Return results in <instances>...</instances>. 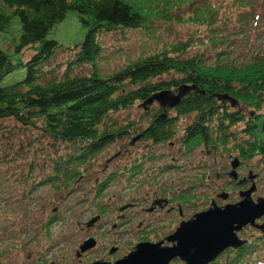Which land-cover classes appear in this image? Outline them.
<instances>
[{
    "label": "trees",
    "instance_id": "16d2710c",
    "mask_svg": "<svg viewBox=\"0 0 264 264\" xmlns=\"http://www.w3.org/2000/svg\"><path fill=\"white\" fill-rule=\"evenodd\" d=\"M217 2L221 3L220 7L213 9ZM260 3L264 0H158L149 5L153 9H149L148 15L133 0H0V33H6L17 18L20 37L15 52H33L25 63L20 60L13 65L0 50V142L7 143L9 129L4 122L13 121L19 129L69 147L67 155L53 160L54 165L40 166L36 153L28 158L24 147L21 148L24 153L13 154L10 145L8 148L0 146V166L5 164L10 171V181L18 182L27 166L25 182L30 181L33 192L45 183L52 188L57 180L66 185L76 184L83 176L80 169L115 136L129 132L127 125L111 124L112 121L107 120L111 115L128 110L136 103L143 104L158 92L177 91L183 85L195 86L201 93L193 91L184 98L174 109L176 118L157 115L153 119L159 122L143 129L141 138L155 145L176 140V119L193 117V123L185 129L181 139L182 148L188 154L201 146L227 148L234 141L240 142L235 147L239 159L264 158V55H252L250 61L239 64L221 53L218 62L211 65L199 55L182 58L190 48L187 41L141 56L109 76H103L97 66L104 54L101 43L104 36L117 34L119 38H126V33H144L154 27V18H162L165 23H186L190 11V16L207 23L213 32L208 36L209 41L216 47L217 42L222 43L218 34L223 36L228 27L235 26V33L245 36L248 26L260 19L256 12ZM232 7L250 9L234 11L238 24L228 25L224 32L230 15L227 10ZM69 13L78 17L86 28V35L79 46L66 50L56 41L47 39V35ZM216 23L222 26L217 28ZM262 30L253 34L258 41L264 38ZM203 33L208 34V31ZM83 67L90 72L77 74ZM16 68L23 70V78L8 82ZM216 95H228L238 102L237 106L252 111L248 131L243 133L245 138L241 141L233 138L227 124L230 116L238 117L234 123L239 122L243 113L222 111L223 103L214 97ZM38 221L40 230L49 238L50 220L41 216ZM260 241L264 243V235L248 241L246 248L228 250L214 264H219L221 258L225 262L227 255L226 264H251L247 259L255 255L263 262L264 257L255 251Z\"/></svg>",
    "mask_w": 264,
    "mask_h": 264
},
{
    "label": "rangeland",
    "instance_id": "374dc122",
    "mask_svg": "<svg viewBox=\"0 0 264 264\" xmlns=\"http://www.w3.org/2000/svg\"><path fill=\"white\" fill-rule=\"evenodd\" d=\"M133 1L140 5L138 8L143 7L144 12L150 15L149 9L153 8L149 5L155 4L158 0ZM214 4L213 9H218L221 5L220 2ZM241 9L250 8L232 7L227 10L230 15L224 32H226L228 25L238 24V18L234 20L236 14L233 12ZM256 12L260 19L256 24L248 26L249 29L246 31L245 36L235 33L237 29L235 26L228 27V32L223 36L220 35L221 33L218 34L217 38L220 37L222 43L217 42L216 47L209 41L208 36L211 32L206 25L207 23L203 24L196 16H190V11L186 16L188 20L186 23H165L162 18H154L152 20L155 24L154 27L144 33H126V38H119L117 34L102 37L101 43L104 54L97 61V66L103 76H109L141 56L145 57L163 49H170L175 44H182L187 41H190V48L185 51L182 58L199 55L205 62L214 65L221 58L220 54L224 53L233 63L240 64L250 61L252 55H264V38L258 41L253 35L261 29L264 32V3L259 4ZM230 16L231 20H234L233 23ZM244 20L242 22L247 24V21ZM219 26L222 25L216 23V27L220 28ZM203 31H208V34L203 33ZM85 35L86 28L82 26L78 17L74 13H69L64 20L50 30L47 39L56 41L63 49L67 50L79 46ZM19 37L20 25L17 18H15L11 28L4 34L0 33V50L7 55L13 65H16L20 60L25 63L28 58L33 56V52L28 53V50H24L20 54L15 52ZM230 46L233 48L231 49ZM89 72L90 69L87 67L76 71L77 74H87ZM23 75V70L16 68L14 74L7 81L14 82L19 78L22 79ZM174 77L177 78L178 76L174 75ZM227 106H230V103H227ZM239 106L246 116L251 114L252 111L249 108ZM156 107H158L157 104L153 105L151 109L149 107L150 111H145L141 108V103H136L130 109L111 115L107 119L112 121L111 124L115 123L120 127L127 125L130 128L129 132L126 134L122 132L120 136H115V139L109 141V144L93 157L91 163L88 162L84 168L79 170L80 175H84L80 179L82 180L80 185H66L62 183V180H57L54 181L56 184L54 187L50 188L49 184L45 183L44 186L33 192L31 186H29L30 181L25 182V175L28 172L26 170L27 166L22 175L19 176V181L15 183L11 182L12 180L8 177L10 171L6 168V165L2 164L0 166V264H93L103 259L114 264L115 260L128 255L131 246L141 239L139 232L136 231V224L135 226L130 224L121 229H112L111 225L118 220L119 207L129 204L132 199L141 200L154 191H161L163 194L164 192L168 193L171 188L173 197L178 199V196L181 195L178 191L182 190L183 197L188 202H185L187 204L186 219L188 218V221L195 215L201 214L203 209L210 207L208 209L210 210L212 201H217L219 207L223 206L221 208L242 201L239 194L245 190L244 187L232 184L227 175H230L233 170H231V161L233 160V163L234 160L240 158L235 151L236 145L240 142L232 141L227 148L222 147L217 152L212 151V146H201V148L190 154L179 152L178 149H183L181 139L185 134V129L193 123V117L176 119V140L162 145H155L140 139L131 145L132 138L140 135L143 129L149 125L151 112ZM175 115L177 114L173 112L170 118H176ZM4 125L9 129L6 137L8 144L0 142V146L8 148L10 145L13 154L18 151L24 153L21 150L24 147L28 158L31 154L36 153L40 166L45 164L54 165L52 164L53 160H56L62 154L67 155L69 147L65 148L63 145L60 146L50 142L40 137L38 133L19 129L13 121H5ZM231 132H235L232 134L234 139L238 138L241 141L245 138L243 124L232 129ZM208 151H211L210 155H208ZM118 153H122L123 156L120 159L114 158ZM172 157L178 160L175 165L182 164L188 167L186 184H184L183 177L176 175L166 176L159 181L157 180L158 177L154 175L149 177L151 178L150 181L143 182L142 179H139L131 184L129 176L133 170L135 171V167H138V163H141L143 168L139 169V173L146 172L145 174L148 176V172L153 173L152 169L157 171L160 168L172 166ZM112 158L113 161L104 170L105 165ZM49 159L51 160L47 162ZM241 161V167L238 168L242 169V172L239 173L240 179L242 177L248 179L252 176V171L254 177L257 175V178L253 180L257 186L253 199L256 201L257 198H264V158L259 156L251 160ZM206 163L209 164L210 171L199 167ZM123 173H127L128 178H122ZM217 175L220 176V179L217 178ZM38 179L36 178V180ZM96 179L101 182L109 180L106 184L108 187L104 188L101 193L103 195L98 198L90 192L94 189ZM86 180L87 182L84 183ZM226 194L229 198L224 200L222 196ZM190 195L192 196L190 197ZM104 210L106 216L109 215L108 217H102V220L91 231L81 230L87 229L88 223L95 216L102 215ZM56 211L58 212V221L51 223L50 237L47 238L44 235L45 232L43 233V229L40 230L41 223L38 220L42 215L44 218H48ZM127 212H130L129 215H133L134 210L129 208L126 210V214ZM123 225L124 223L120 221L118 227ZM244 231L241 239L249 242L260 239L264 235L258 229L250 226ZM27 232H30V234L26 235ZM93 235H95V239L100 245L98 244L94 249L91 248L81 252L80 248L83 244L93 240L86 239ZM121 239L123 251L111 255V248L116 247L119 249L118 242ZM84 240L86 242L82 243ZM130 242L132 245L129 248L126 247L127 243ZM259 243L260 246L255 247V251L257 254H261V257H264V243L262 241ZM103 246H107L108 250L106 252L102 250ZM242 248H246V245ZM79 254L85 256L81 259L82 255L79 256ZM257 257L258 255H255L253 258L247 259L248 263L264 264V261L261 262ZM227 258H229V255L226 256L225 262L221 258L219 264H226Z\"/></svg>",
    "mask_w": 264,
    "mask_h": 264
},
{
    "label": "water",
    "instance_id": "95a60500",
    "mask_svg": "<svg viewBox=\"0 0 264 264\" xmlns=\"http://www.w3.org/2000/svg\"><path fill=\"white\" fill-rule=\"evenodd\" d=\"M193 91L201 93L195 86L183 85L177 91L165 90L151 96L143 103L142 108L148 109L154 104H158L163 109H174ZM219 102L231 103L236 107L238 102L228 95H216ZM166 117L165 114L162 116ZM239 159L232 163L233 170L229 175L234 181L238 180L237 169ZM256 177L251 176L252 181ZM256 184L253 187L240 193L242 201L234 205H227L224 208L213 207L201 214L196 215L192 220L183 223L177 230L171 243H176L172 247H163L161 244H140L136 246L134 252L125 258L116 261L114 264H170L176 259H180L186 264H212L229 249H239L247 244L239 238L238 233L243 228L251 225L264 234V223L258 221L264 218V198L253 199L256 192ZM224 200L228 195L222 196ZM98 218H93L88 227L97 222ZM93 240L83 244L81 252L93 248ZM93 264H108L95 262Z\"/></svg>",
    "mask_w": 264,
    "mask_h": 264
},
{
    "label": "flooded vegetation",
    "instance_id": "af4514ba",
    "mask_svg": "<svg viewBox=\"0 0 264 264\" xmlns=\"http://www.w3.org/2000/svg\"><path fill=\"white\" fill-rule=\"evenodd\" d=\"M221 105H222V111H227V112H230V113H241L242 112L240 110V108H239L240 106H237V107L233 108L231 105L227 106V103L226 104H221ZM173 112L176 113L175 110L172 111V110H169V109H163V108H161L158 105V107L153 109V111L151 112V114H154V116L151 117V120L153 118H155L157 115H160V114L161 115L162 114H166L170 118V116H171V114ZM236 116H238V115H236ZM249 117H250V114H249V116L248 115L246 116L243 113V116L240 119V121L237 122V123H234V120H239L238 117L230 116L228 124H227V127L229 128L230 132H231L232 129H234L236 127H239L241 124L244 125V132L248 131ZM156 122H159V120L153 119V121H151L149 123V125L146 126V127H151ZM233 123H234V125H232ZM239 130H238V134H239ZM233 133H235V132H231V134H233ZM141 135H143V134L136 135L135 137H133L132 141H131V145H133L136 141H139L140 139H144L143 136L141 138ZM178 150H179V152H186V150H184V149H178ZM212 151L217 152L218 149H216L215 147H212ZM207 153H208V155H210L211 151H208ZM185 155H187V154H185ZM216 155L218 156V154H216ZM122 156H123L122 153H118V155L116 157H114V158L120 159ZM171 160H172V163H173L172 166H168V167H165V168H160L157 171L152 169L153 173L152 172H148V176L145 174L146 172L145 173H139V169H143V168H142V164L138 163L139 164L138 167H135V171L136 172L133 170V172L129 176V179H131V181H130L131 184L134 183L136 180H139V179H142L143 182L144 181H150L151 178H149V177H152L154 175L156 177H158V179H157L158 181L162 180L166 176L176 175L178 177H183L184 184H186L187 183V179H188V177H187L188 167H185L182 164L175 165L176 162L178 161L175 157H172ZM112 161H113V158L110 161L107 162V164L104 167V170L109 166V163L112 162ZM232 161H231V170H232ZM241 162L242 161L240 160V166L239 167H241ZM199 167H202L203 169H208V171L211 170V168H210L208 163L200 165ZM237 171H239L238 172V180L237 181H232L231 180V183L234 184V185L237 184L239 186H243L244 189H245L244 191L248 190L253 185L252 184V179H250L251 177H249L248 179L246 177H242L240 179L239 173L242 172V169L240 168ZM227 175L229 177V174H227ZM83 177H84V175L82 177H80L79 180H77L75 182L76 185H80L81 184L82 180H80V179L83 178ZM123 177L124 178H128L127 177V173H123L122 174V178ZM208 178H210V176H208ZM217 178L220 179V176L217 175ZM87 180L84 181V183H86ZM108 182H109V180L101 182L98 179H96L95 180L94 189H92L90 192H92L94 195H96V198L100 197V195L103 192L104 188L108 187V185H106ZM153 190H155V189H153ZM178 192L181 195L178 196V199H176V198L173 197V193L171 192V188L169 189L168 193L164 192L163 194L161 193V191H154L153 193H150L147 197L142 198L141 200L132 199L129 204L119 207L118 210H119L120 213H119V216H118V220H117V222H113L114 224L111 225L112 229L113 230L121 229L123 227H126L127 225L134 224V226H135V224H136V231L139 232V234H140L139 236L141 237V239L136 241V243L133 246H131L132 245L131 242L127 243L126 247L129 248L131 246V251L128 253V255L130 253L134 252L136 246H139L140 244H155L156 245V244L163 243V247H172L174 244H176V243H171L170 239L174 237L175 233L177 232V230L181 227V225L183 223L189 222L188 218L186 219L187 204H185V202L186 203H188V202H187L186 199H184L183 194H182V190H179ZM191 196L192 195H190V197ZM214 203H216L217 206H219L217 201H212L211 208L213 207ZM221 207H222V205H221ZM129 208H132L134 210L133 215H129L130 212H127V214H126V210L129 209ZM209 208L203 209V211H201V213L206 212V210H208ZM121 212H123V213H121ZM57 215H58V212L56 211L55 213H52V215L50 217L45 218V219L50 220V223L57 222L58 221ZM108 216H106V212L104 210L102 215L100 214V215L95 216V217L98 218L97 222H95L90 227H87V229H81V230L91 231V229L93 227H95V225H97L98 222H100L102 220V217L106 218ZM42 218H44L43 215H42ZM148 218H150V219H148ZM120 221H122L124 223V225L122 227H118ZM260 223H264V218H262L260 220ZM85 225H86V223H85ZM246 228H248V227H246ZM246 228H244L239 233L240 238H241L242 234L245 232L244 230ZM134 233H135V228H134ZM90 239L94 240V243H95V245L93 247V249H94L99 243L96 241L97 239H95V235L89 236L86 240H90ZM86 240H84L82 243L86 242ZM121 242H122V239L119 240V242H118L119 249L116 248V247L111 248V251H112L111 255L116 253V252L123 251V247L121 245ZM102 250L104 252H106L108 250L107 246H103ZM77 254H78V251L75 253V255L77 256ZM83 254H79V256L82 255L81 259L85 256ZM128 255H125L122 258L115 260V262L125 258ZM99 262L112 264L111 262H109L107 260H104V259L100 260ZM177 262L185 264L180 259L174 260L171 264H174V263H177Z\"/></svg>",
    "mask_w": 264,
    "mask_h": 264
},
{
    "label": "bare ground",
    "instance_id": "6f19581e",
    "mask_svg": "<svg viewBox=\"0 0 264 264\" xmlns=\"http://www.w3.org/2000/svg\"><path fill=\"white\" fill-rule=\"evenodd\" d=\"M221 207V206H220ZM223 207V206H222Z\"/></svg>",
    "mask_w": 264,
    "mask_h": 264
}]
</instances>
